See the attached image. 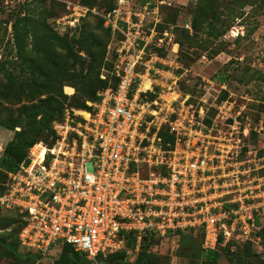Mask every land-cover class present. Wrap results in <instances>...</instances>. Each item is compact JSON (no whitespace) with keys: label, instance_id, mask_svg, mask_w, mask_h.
<instances>
[{"label":"built area","instance_id":"1","mask_svg":"<svg viewBox=\"0 0 264 264\" xmlns=\"http://www.w3.org/2000/svg\"><path fill=\"white\" fill-rule=\"evenodd\" d=\"M66 4L53 29L72 37L84 19L102 18L112 34L106 57L112 68L103 67L100 78L119 83L110 80L88 109L68 107L53 124L54 144H35L9 173L0 205L26 222L21 248L48 259L70 245L95 264L126 251L124 264H133L149 234L159 240L153 251L172 257L190 231L204 233L205 251L259 244L264 111L256 119L231 97L219 102L226 85L211 104L196 105L180 90L183 73L172 71L182 67L174 28L159 30L161 7L172 3L116 0L110 11ZM163 130L172 143L164 142ZM8 143L0 133V172ZM131 236L136 242L128 248Z\"/></svg>","mask_w":264,"mask_h":264},{"label":"trees","instance_id":"2","mask_svg":"<svg viewBox=\"0 0 264 264\" xmlns=\"http://www.w3.org/2000/svg\"><path fill=\"white\" fill-rule=\"evenodd\" d=\"M101 1L80 0V3L90 8L98 7L106 11L115 7L116 0H108L109 2L106 4ZM143 1L146 2V0ZM152 1L155 2V0ZM164 7L168 6L161 7L163 23L159 25V30L164 32L174 28L180 53H183L186 43L190 45L199 43V49L206 51L207 43H213L224 35V31L215 27L214 19L216 18H209L207 12L209 10L205 7L202 9L201 20L193 16L192 20H187L183 25L176 22L177 15H174L173 18L168 17L169 22L166 23ZM65 12L66 6L63 14ZM63 14L54 16V19ZM14 19L11 27L15 60L12 62V60L2 58L0 61V74L4 73L5 76L2 78L0 76V98L9 102L15 96L19 104L14 110L8 109L5 114L0 109V128L15 131L16 128L20 127L21 131L15 132L2 157L0 195L6 191L5 184L9 173L17 172L20 169L22 163L27 159L29 150L35 144L39 142L49 146L54 144L56 135L53 124L56 121L64 120L65 111L68 107L88 109L86 102L88 100L97 101L99 99L98 93L110 86V80H112L111 85L113 87L119 83L116 78H110L107 81L100 78L103 67L112 68V63H106L107 48L112 34L110 30L104 27L102 18L96 17L98 23L95 26L86 24L83 29H77L79 33L72 37L59 35L53 29L52 22L48 23L47 19L42 16L24 13L17 15ZM189 25H192L193 34H190ZM178 28H180L184 40L178 39ZM98 31L103 33L104 38L97 34ZM201 33H204L206 37H201ZM159 54L164 55V52L159 51ZM203 56L206 55L200 57ZM180 63L182 70L179 71V74H182L184 71L182 60ZM13 70L19 71L20 74L15 75ZM66 86L75 88L78 95L70 103L69 99L71 98L64 92ZM223 93L219 102L229 95L227 91H223ZM77 99H83V102ZM258 116L255 118L258 119ZM161 136L165 143L173 142V136L167 130H163ZM255 137L256 134L254 133L253 138ZM14 215L16 218H12ZM25 225L26 222L20 214L6 211L0 205V254L6 255L14 264H35L41 259L38 253L24 251L21 248L19 234ZM3 232H7L9 235L3 236ZM258 237L260 238L259 244L246 243L238 245L235 249H232V245H228L225 248L219 247L216 250L205 251L202 247L205 238L204 233L190 231L181 234L180 247L175 256L183 257L192 262L200 259L203 264H220L219 261L222 256H226L233 264H247V259L250 256L248 258L238 257L236 251L239 250L238 248L247 246L262 248L264 245V227L258 233ZM135 242L136 238L131 236L127 247H133ZM158 243L159 240L153 235L146 236L142 241L140 251L135 255L133 264H157L159 259L173 258L171 255L155 253L153 248ZM126 257V251H122L109 255L107 258L101 256L98 263L124 264ZM53 264L95 263L89 261L85 254L76 252L72 246L63 245L59 259Z\"/></svg>","mask_w":264,"mask_h":264},{"label":"rangeland","instance_id":"3","mask_svg":"<svg viewBox=\"0 0 264 264\" xmlns=\"http://www.w3.org/2000/svg\"><path fill=\"white\" fill-rule=\"evenodd\" d=\"M133 1L139 4L144 2L143 0ZM164 1L172 3V6L164 7V16L165 19L167 18L166 23L169 22L168 17L173 18L174 15H177L176 22L179 25H183L187 20H192L193 16L201 20L202 9L205 7L209 10L207 11L209 18H216L214 19L215 27L224 31V35L219 39L213 43H207L206 51L199 49V43H193L192 45L186 43L183 53H180V48H176L178 61L180 63L182 60L184 66L183 77L179 81L180 90L184 94H189L191 101L196 105L203 102L211 104L219 95L221 87L226 85L227 90H223L229 94L226 99L231 97L238 105L246 104L250 113L255 115L254 117L258 116L264 109V0ZM67 2H80V0H0V22H2L0 24V61L2 58L4 60L7 58L12 62L15 60L11 25L17 15L30 13L45 17L48 23H51L54 16L63 14ZM101 2L106 4L109 1L102 0ZM218 18H220L219 21ZM97 23L96 18L89 17L81 23L79 30L83 29L86 24L95 26ZM191 26L189 25V31L190 34H193ZM79 30L77 33H79ZM214 33L218 34L217 32ZM97 34L104 38L101 31H98ZM174 36L176 41L175 33ZM200 36L206 37L204 33H201ZM178 39L184 40L180 28H178ZM201 55H206L211 62H202ZM180 65L182 66L181 63ZM180 70H182V67L172 71L179 74ZM13 73L15 75L20 74L19 71L15 70H13ZM0 76L1 78L5 77L4 73H1ZM209 82L213 84L211 85ZM223 91H221L219 97L223 96ZM66 92L75 94L72 97L69 96L71 98L69 103L74 101L75 96H78L75 88H72L70 93ZM10 96L12 95L10 94ZM78 101L83 102V99ZM18 104V99L15 96L9 102L0 98V109L4 114L7 113L8 109L14 110L17 108ZM0 133L9 142L15 134L7 128H0ZM12 218H16L15 215ZM8 235L7 232H3V236ZM238 249L236 251L238 257L248 258L250 256L247 259V264H264V245L262 248L247 246ZM61 251L62 248L56 249L48 259L41 258L35 264H53L59 259ZM0 256L1 264H14L6 255L1 253ZM232 257L234 259V256ZM219 263L233 264L226 256H222ZM157 264L203 263L200 259L192 262L183 257L173 256V258L159 259Z\"/></svg>","mask_w":264,"mask_h":264},{"label":"bare ground","instance_id":"4","mask_svg":"<svg viewBox=\"0 0 264 264\" xmlns=\"http://www.w3.org/2000/svg\"><path fill=\"white\" fill-rule=\"evenodd\" d=\"M149 84H150V83H147V86H149ZM66 91H68V92L70 93V92H72V88L69 87V86H67V87H66Z\"/></svg>","mask_w":264,"mask_h":264},{"label":"crops","instance_id":"5","mask_svg":"<svg viewBox=\"0 0 264 264\" xmlns=\"http://www.w3.org/2000/svg\"><path fill=\"white\" fill-rule=\"evenodd\" d=\"M176 49V48H175ZM178 49H179V46H178ZM67 87V86H66ZM72 88V87H71ZM73 91H74V89H73Z\"/></svg>","mask_w":264,"mask_h":264}]
</instances>
